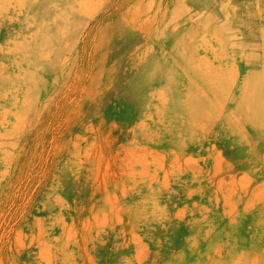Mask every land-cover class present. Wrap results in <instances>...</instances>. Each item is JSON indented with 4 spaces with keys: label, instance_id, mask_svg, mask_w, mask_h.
<instances>
[{
    "label": "rangeland",
    "instance_id": "obj_1",
    "mask_svg": "<svg viewBox=\"0 0 264 264\" xmlns=\"http://www.w3.org/2000/svg\"><path fill=\"white\" fill-rule=\"evenodd\" d=\"M256 70L264 0H0V264H264Z\"/></svg>",
    "mask_w": 264,
    "mask_h": 264
},
{
    "label": "crops",
    "instance_id": "obj_2",
    "mask_svg": "<svg viewBox=\"0 0 264 264\" xmlns=\"http://www.w3.org/2000/svg\"><path fill=\"white\" fill-rule=\"evenodd\" d=\"M249 26H252L253 28H250V29H248L247 28V37H250L248 40H246V45H248V44H250L251 42H253V43H255V40H256V34H257V31H258V29H259V26H258V23H256V19L254 20V22H252V23H250L249 24ZM256 27V28H255ZM253 36H252V35ZM254 40H252V39ZM252 43V44H253ZM246 63L247 64H258L259 63V61H258V58H256V56H251V57H249L247 60H246ZM252 73V72H251ZM254 77L255 78H253V80H251V87L252 88H254V85H253V82L255 81V80H262L261 78H263L264 79V74H263V72L262 71H254ZM261 76H263V77H261ZM250 78V77H249ZM246 82V81H245Z\"/></svg>",
    "mask_w": 264,
    "mask_h": 264
},
{
    "label": "bare ground",
    "instance_id": "obj_3",
    "mask_svg": "<svg viewBox=\"0 0 264 264\" xmlns=\"http://www.w3.org/2000/svg\"><path fill=\"white\" fill-rule=\"evenodd\" d=\"M205 11V10H204ZM253 94V93H252ZM247 102H248V104L250 105V102H249V98L247 99ZM251 103H252V101H251ZM257 103V102H256ZM253 104V103H252ZM247 106L245 109L247 110V113L248 112H254V110H253V108L251 107V105L250 106Z\"/></svg>",
    "mask_w": 264,
    "mask_h": 264
}]
</instances>
